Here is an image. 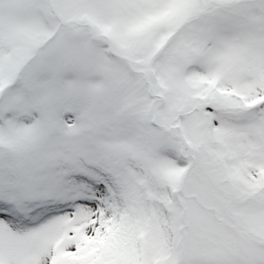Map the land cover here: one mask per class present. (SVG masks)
I'll return each instance as SVG.
<instances>
[{
  "label": "snow or ice",
  "instance_id": "snow-or-ice-1",
  "mask_svg": "<svg viewBox=\"0 0 264 264\" xmlns=\"http://www.w3.org/2000/svg\"><path fill=\"white\" fill-rule=\"evenodd\" d=\"M0 264H264V0H0Z\"/></svg>",
  "mask_w": 264,
  "mask_h": 264
}]
</instances>
